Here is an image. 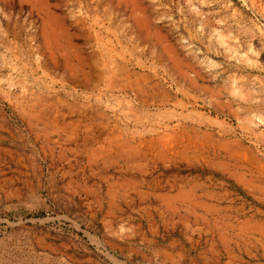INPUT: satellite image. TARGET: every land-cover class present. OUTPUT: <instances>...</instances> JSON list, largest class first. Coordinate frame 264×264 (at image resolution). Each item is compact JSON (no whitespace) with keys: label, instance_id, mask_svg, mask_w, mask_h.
Listing matches in <instances>:
<instances>
[{"label":"rangeland","instance_id":"obj_1","mask_svg":"<svg viewBox=\"0 0 264 264\" xmlns=\"http://www.w3.org/2000/svg\"><path fill=\"white\" fill-rule=\"evenodd\" d=\"M263 167L264 0H0V264H264Z\"/></svg>","mask_w":264,"mask_h":264},{"label":"bare ground","instance_id":"obj_2","mask_svg":"<svg viewBox=\"0 0 264 264\" xmlns=\"http://www.w3.org/2000/svg\"><path fill=\"white\" fill-rule=\"evenodd\" d=\"M83 82V80H82ZM81 83V82H80ZM81 85H84L81 83ZM86 85V84H85ZM132 86V85H131ZM113 87V86H112ZM154 138V137H153ZM141 143V142H140ZM165 146V145H164ZM153 147V146H152ZM163 147V146H162ZM229 149V148H228ZM99 151V150H98ZM162 151V150H161ZM226 151V150H225ZM229 151V150H228ZM233 152V151H232ZM99 153V152H98ZM91 155V154H90ZM96 155V154H95ZM248 160V159H247ZM168 161V160H167ZM225 163V162H224ZM242 167V166H241ZM264 168V167H263ZM243 172V171H242ZM260 185V184H259ZM264 191V190H263ZM178 192V191H177ZM192 193V192H191ZM176 197V196H175ZM178 197V196H177ZM179 198V197H178ZM168 199V198H167ZM189 200V199H188ZM221 207V206H220ZM239 237V236H238ZM243 237V236H242Z\"/></svg>","mask_w":264,"mask_h":264}]
</instances>
